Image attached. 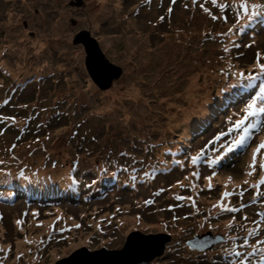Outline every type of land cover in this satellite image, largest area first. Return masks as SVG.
Listing matches in <instances>:
<instances>
[{
  "label": "rangeland",
  "instance_id": "1",
  "mask_svg": "<svg viewBox=\"0 0 264 264\" xmlns=\"http://www.w3.org/2000/svg\"><path fill=\"white\" fill-rule=\"evenodd\" d=\"M82 1V4H76L73 0H0V52L4 53L3 51H5L4 60L16 67L17 71L15 67L11 68L15 77L21 72H24V74L33 71H43L44 74L54 72L51 74L53 84L47 82L41 87L32 85L37 86L38 93L36 95L34 88L28 87L26 90L21 91L22 95L18 100L19 102H41V105L44 106L57 103V98L60 97V100L67 102L63 106L65 112H68L70 108L72 111L84 106L82 109L85 111L83 112L84 118L92 120L93 124L86 126L85 123L79 129L85 134L88 132L85 143L92 149L87 150V153L82 152L80 156L83 163L89 164L92 159L99 156L101 150L106 149L107 144L113 149L118 146L116 151L124 147H130L132 140L129 135L131 133H157L160 132L161 127H166L174 121H178L180 124L179 115L176 113L173 103L184 104L185 93L198 91V88H196L197 79H202L203 72L213 64L217 65V61L215 62L214 58L210 56L211 51H215L217 47L210 45V43L207 44L209 46L201 43L200 33L203 29L201 24L210 23L202 15L192 16L184 9H178L171 19L172 22L169 25L161 26L160 33H158L157 25L159 24L154 20V15L157 14L154 7L149 10V6L153 5V2L149 0ZM104 7L108 9L104 15L107 19L100 18L96 20L97 14L100 11L102 12ZM133 11L135 14H133ZM25 21L27 26H24ZM206 24L204 25L206 26ZM63 25L64 27H61ZM170 26H172L169 29L170 31L162 34ZM178 27L184 29L178 30ZM186 28L193 30V38L185 42ZM84 29L91 31L92 35L100 41L101 48L109 54L111 60L121 64L124 57L128 55L127 52L119 53L122 50L141 58L140 77L144 76L145 81H149L150 85L142 87L140 92H150V98H148L150 102L144 99V103L149 104L152 102L154 112L139 100L141 97L137 94L138 89L128 90L124 77L114 81L112 86L105 90H102L93 82L85 66L88 52L83 43L85 38L82 35L80 36ZM121 34H123L121 41H114L112 44L107 45L104 43L106 37ZM13 35L16 38H11ZM134 37L138 40L140 38V41L134 40ZM40 46L41 49H39ZM24 47L29 53H24L21 56L20 51ZM32 48L43 50V52L40 55L33 54L31 56ZM205 49L208 50L207 53ZM207 55L211 58H208ZM18 58H21L20 65H18V62H20ZM65 69L72 74V77L70 80L63 82V80L57 78L55 72L65 73ZM79 75L82 76L81 79ZM49 79L45 81H49ZM78 81L84 85L79 86L77 89L75 84ZM1 82L0 79V87L2 86ZM151 85L152 87H150ZM161 87L166 91L163 98L160 94ZM151 89H156L159 95L154 96ZM53 92L60 94L54 97L51 95ZM136 94L139 99L135 96ZM89 96L91 103L85 102ZM94 99L95 103H93ZM75 102H78L79 105H76ZM93 111L99 113L103 121H100ZM71 115L72 113L69 114V121L72 119ZM80 118L82 117L77 116L74 121H71L74 127L79 120H82ZM179 124H172V127L175 128ZM103 126L107 128L108 133L103 130ZM55 133L53 135V132H51V136H47V139L32 144L28 148L30 157L43 158L50 149L53 156H48L47 164H49L58 150L62 152L59 147L64 142L66 144V141L70 139L71 128L69 126V129L55 130ZM93 135L96 137L95 143H89L88 138L93 140ZM2 142L3 140L0 139V143ZM76 146L82 149L81 146L72 143H69L68 147H62V149L72 159ZM0 149L2 154L8 152L1 145ZM158 184L159 178L154 181L153 186ZM140 195L143 199L139 200L144 204L148 198V190L143 191ZM129 201L133 203L132 197L129 198ZM147 209L149 210V208ZM75 210L74 208L73 211ZM199 210L196 211L200 212ZM137 211L139 210L130 211L127 213V218L122 217L121 222L112 223L108 226L111 229L96 238L98 242L92 244L89 249L104 246L98 252H90L81 247V244L87 242L82 238V234V237H74L70 242H63L62 245H58L60 246L58 248H40L35 256L37 264H114L122 261L127 255V257L133 256L131 260L134 261V257L138 258L144 253L142 247L137 248L135 246V243H141L138 239H134L138 235L137 231L163 232V227L157 226L159 215L169 216L168 212H145L142 221V216L136 213ZM59 218L60 214H55L51 221L55 219L56 222H63L65 224L62 229L63 232L75 230L69 227V220L66 223L65 219L61 220ZM54 221L48 225L46 230L53 226ZM210 221L215 222L212 218L207 219L201 215L196 221L195 227L201 223L208 227ZM182 222H185V220H182ZM216 224L213 226H216ZM179 226H182V224L179 223ZM174 227L175 224H172L171 232ZM184 227L186 228V239L190 236L189 233L194 227L190 229L187 226ZM132 230L135 232L132 233ZM39 235L40 233L36 236ZM127 236L131 239L133 246L124 253L117 254L114 252L113 250H117V247L124 244ZM39 239L40 237L34 240V249L30 256H34ZM19 242L23 241L19 240ZM47 247L50 246L47 245ZM28 250L29 247H26L25 251ZM188 253H191V251L189 250ZM167 257L156 260L153 264H158L161 260L165 262L164 264H181L174 263L173 255L172 260H170V255ZM21 264L26 263L21 262ZM30 264H34V261L30 260Z\"/></svg>",
  "mask_w": 264,
  "mask_h": 264
},
{
  "label": "snow or ice",
  "instance_id": "2",
  "mask_svg": "<svg viewBox=\"0 0 264 264\" xmlns=\"http://www.w3.org/2000/svg\"><path fill=\"white\" fill-rule=\"evenodd\" d=\"M171 2H172V4H175L176 0H171ZM211 3L216 5L217 8L220 9L221 11L227 12L229 10V6L227 4H218L217 0H211ZM232 7L237 9V12L239 14V19L240 20H245V18H246L245 22H250V21H253L257 17L264 16V3H253V4L249 5L248 0H241L239 5H233ZM241 8L243 9V12L239 13V9H241ZM172 10H173L172 8H169L168 12L171 13ZM204 11L209 12V14L211 16V19H213V20L221 19V17L215 16V15H211L210 10L207 9V8H204ZM159 19L161 21H163L165 19V17L161 16ZM222 19L226 22L227 19H228L227 15L222 17ZM242 26L243 25H241L240 27H242ZM235 30H238V29L230 28L228 30V32L232 33ZM221 35H224V34L222 33ZM239 46L240 45H234V47H239ZM249 47H251V45H249ZM224 50L226 52L229 51L227 49V47H225ZM258 59H259V57H258ZM235 75L237 77H239V80H238L237 85H234L233 87H241V88H245V89L254 88L255 87V84H254L255 81H257L259 79H264V63H258L257 68L255 70V75H253L252 73L245 74L244 72H237V73H235ZM258 99H259V96H257L256 99H252L251 102L247 104V108L245 110L246 111V115L242 119H237L235 121V123H234L233 128H229L227 132H225V131L219 132V134L214 137V141H220L221 137H225L226 138L228 136L229 132H232L235 129H241L242 128L243 129V134L240 135L238 139H235L232 142V145L229 146L226 150L231 152L234 147L235 148L245 147L247 145V142H248V139H249V136H250V129L257 127V124L247 125L246 121L248 120V118L250 116H256L257 113H264V107L257 108V100ZM23 107L26 108L27 105H23ZM45 111H46V109H45ZM0 119H5V118L4 117H0ZM9 119H13L14 120L15 118L13 117V118H9ZM225 144H227V140H225ZM12 147L14 148L15 145H13ZM29 147H31V145H29ZM224 148H225V145L222 144L221 145V151L224 150ZM262 149H264V139L260 140L258 146L253 151L252 158H251L252 159L251 168H252L253 171L248 173L249 175H252L255 172V170L257 168V158H258V155L260 154ZM121 154L122 155H127L126 153H123V152ZM198 159H199V156H190V157H188V160L193 165L196 163V161ZM176 163L179 166H181V167L185 166L183 161L177 160ZM212 163H214V161ZM3 164H4V161H0V165H3ZM259 167H260V169L264 170V161L260 162ZM0 171H2V169H0ZM102 171L103 172H107L108 170L107 169H102ZM5 175H7V174H5ZM18 175H19V177L24 178V179L28 178L25 175V172L23 170H21ZM112 175H116V173H112ZM199 175H200V173H198V172H193L192 173L193 177H198ZM185 178L187 179V177H185ZM207 179L209 181H211L212 177L209 176V177H207ZM4 183H8V180L5 179ZM179 183H180L181 187L184 186L183 182H179ZM245 183H247V181H245ZM259 184L260 185H264V176H261ZM192 186L194 187L195 185H192ZM208 187L209 188L212 187L211 183H209ZM252 187L256 188L257 185L254 184V185H252ZM166 190L167 189H165V188H160L159 191L157 193H155V194L156 195H160V193H163ZM234 194L235 193H233V192H227V191L224 192L223 195H222L221 203L219 205H217V206L220 207L221 210L227 211V212H230V213H238V212H240L242 210V208L246 207L247 205H242L241 207L237 208V207H231V206H227L226 207L225 204L223 203V199L224 198H229V197H231ZM239 195L241 197H243L244 196V191L241 190ZM259 195H260V193H257V196H259ZM177 199H189V200H191L192 198L191 197H177ZM154 202L155 201H152V200H146L145 204L154 203ZM214 207H216V206H214ZM259 215L261 216V222H264V212L259 213ZM0 216H2V213H0ZM245 219H247V217H245ZM17 223L18 224H22L23 221H17ZM199 226H200V228H204L205 227L204 223H201ZM76 227H80V226L76 225ZM252 234L253 233H249L250 236ZM226 239L234 240L236 238H234V237H226ZM258 243L264 244V241H258ZM244 244H245V246H247V244H248V240L247 239H245ZM227 251L228 250H226V253H227ZM256 251L257 250L255 248H253L247 255L251 256ZM260 251L262 253H264V248H261ZM231 252L234 255V258L231 260V264H247V261L242 258V254H241L240 251H238V250H236L234 248V249L231 250ZM213 264H215V262H213ZM261 264H264V258H262Z\"/></svg>",
  "mask_w": 264,
  "mask_h": 264
},
{
  "label": "trees",
  "instance_id": "3",
  "mask_svg": "<svg viewBox=\"0 0 264 264\" xmlns=\"http://www.w3.org/2000/svg\"><path fill=\"white\" fill-rule=\"evenodd\" d=\"M73 2H77V0H73ZM74 21H76V20H74ZM25 25H27L26 21L24 22V26ZM5 27H6V25L4 26V29H5ZM12 38H15V37L12 36ZM24 53H29V51L25 47L20 51L21 56H23L22 54H24ZM30 53H31V56L33 54L34 55H38L39 54V50L37 48H32ZM207 57L209 58V55H207ZM18 60L20 61V62H18V65H20L21 58H18ZM123 61L126 63V66H125V71H124V74L122 75V77H124L125 81L127 82L128 90L138 89L139 91L137 92V94H138L139 97H141L139 100H141L142 102H144L145 100L150 102V99H148V98H150L149 97V93L150 92L149 91L145 92V93H141L140 92L142 87H148L150 85L149 81L148 82L145 81L144 76H142L143 79H142V77H140L141 76V68H140V66L142 65L141 58L138 57V56L127 55L124 58ZM66 63H69V62H66ZM65 70H66L65 73H62V72L59 73V71L55 72L57 74V76H58V79L63 80V82L70 80V78L72 77V74L67 69H65ZM78 74H80V73H78ZM69 75H71V76H69ZM44 76H45L44 73H42L40 75H36V79L43 80ZM79 77L81 79L82 76L79 75ZM119 79H117V80H119ZM82 85H84V84H81V82L78 81L77 84H75V88L78 89L79 86H82ZM150 87H152V85ZM151 92L154 94V96H158L159 95V92L156 89H151ZM137 94L135 96H137ZM160 94H161V98H163L166 95V91L162 87H161ZM142 97H144V98H142ZM198 98H199V93H197L195 100L198 101L200 99V98L199 99ZM186 104H187V102H184V104H180V103L174 104L173 103V105H174V107L176 109V113L181 111V110H184L183 108H185ZM150 108H151V111L154 112V110L152 109V102L150 103ZM58 123H61V122L58 121Z\"/></svg>",
  "mask_w": 264,
  "mask_h": 264
},
{
  "label": "water",
  "instance_id": "4",
  "mask_svg": "<svg viewBox=\"0 0 264 264\" xmlns=\"http://www.w3.org/2000/svg\"><path fill=\"white\" fill-rule=\"evenodd\" d=\"M82 2V0H77L74 3L82 4ZM81 35L85 38L83 39V43L88 52L86 65L92 79L102 89L111 87L114 80L120 78L122 73L121 68L111 63L105 57L97 40L88 31H82Z\"/></svg>",
  "mask_w": 264,
  "mask_h": 264
},
{
  "label": "bare ground",
  "instance_id": "5",
  "mask_svg": "<svg viewBox=\"0 0 264 264\" xmlns=\"http://www.w3.org/2000/svg\"><path fill=\"white\" fill-rule=\"evenodd\" d=\"M100 7H101V6H100ZM107 10H108V9L104 7L103 11H102V12L100 11V12L97 14L96 20H99L100 18H104V20L107 19V17L104 16V15L106 14ZM91 15H93V14L91 13ZM101 16H104V17H101ZM134 19H135V18H134ZM135 20H136V19H135ZM61 27H64V25L61 26ZM235 33H236V34H235ZM235 33L233 34V38H234V35H235V40H241L242 38H244V36H243L241 33H238L237 31H236ZM247 33H248V31H247ZM123 34H124V33H123ZM123 34H121V35H112V36H108V37H106V38L104 39V43L107 45V44H112L114 41L119 42V41L122 40ZM13 37L16 38L15 35H13ZM133 39L136 40V41H140V38H139V40H138L137 38H135V37H134ZM217 65H219V64L217 63ZM6 66H8V65H6ZM10 70H11V69H10ZM11 71H12V70H11ZM12 72H13V71H12ZM52 73H54V72H49V73L45 74V76L43 77V79L46 80V79L52 78V77H51V76H52V75H51ZM35 79H36V73H35V72H29V73L23 74L22 77L20 78L19 82H20V85H21V86H26V85H28L29 83H31V82H32L33 80H35ZM214 89L216 90V96L214 97V98H216V99H215V100H216V104L214 105V107H215V109H216V108H218V106L222 103V101L225 100L224 97L226 96L228 90H227L226 88H218V86H215ZM257 90H264V87H258ZM105 93H107V92H105ZM221 111H222L221 109H219V110H217V111H216V110L214 111V116H212V117L210 118V122L207 123V124L204 126V130H208V131H210V130L212 129V127H213L214 123L216 122V120H217L218 118L222 117L223 114L219 115L218 117L215 116L216 113L221 112ZM111 156H113V155L111 154ZM171 170H172V169H168V168L162 169V171H160V174H159V175H165V174H167L168 172H170ZM132 181H133V180H132ZM29 187H31V186H30V185H29V186H28V185H25V188H26L27 190H29ZM27 190H21V193H22V196H23V197H27V196L29 195L28 192H27ZM99 192H103V190L100 189ZM23 200H25V201H29V200L26 199V198H24ZM30 201H35V198L30 197ZM69 264H72V263H69Z\"/></svg>",
  "mask_w": 264,
  "mask_h": 264
},
{
  "label": "clouds",
  "instance_id": "6",
  "mask_svg": "<svg viewBox=\"0 0 264 264\" xmlns=\"http://www.w3.org/2000/svg\"><path fill=\"white\" fill-rule=\"evenodd\" d=\"M232 3H234V4H237V5H239V3L241 2V0H232L231 1ZM248 3H249V5H251V4H253L254 2L252 1H248ZM209 21H210V23L209 24H206V23H203V24H201V26H204L205 27V25L204 24H206V26H208V27H212V25H213V20L212 19H210V18H207ZM192 30H190V31H187V34L188 33H190ZM186 34V35H187ZM189 46H191V45H189Z\"/></svg>",
  "mask_w": 264,
  "mask_h": 264
}]
</instances>
